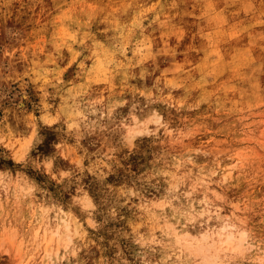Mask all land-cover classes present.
Masks as SVG:
<instances>
[{
    "label": "rangeland",
    "instance_id": "rangeland-1",
    "mask_svg": "<svg viewBox=\"0 0 264 264\" xmlns=\"http://www.w3.org/2000/svg\"><path fill=\"white\" fill-rule=\"evenodd\" d=\"M0 264H264V0H0Z\"/></svg>",
    "mask_w": 264,
    "mask_h": 264
},
{
    "label": "bare ground",
    "instance_id": "bare-ground-1",
    "mask_svg": "<svg viewBox=\"0 0 264 264\" xmlns=\"http://www.w3.org/2000/svg\"><path fill=\"white\" fill-rule=\"evenodd\" d=\"M234 241L235 240H234L233 234H230L224 238V240H223V242H221V244L230 246ZM240 241H242L241 237H240Z\"/></svg>",
    "mask_w": 264,
    "mask_h": 264
},
{
    "label": "snow or ice",
    "instance_id": "snow-or-ice-1",
    "mask_svg": "<svg viewBox=\"0 0 264 264\" xmlns=\"http://www.w3.org/2000/svg\"><path fill=\"white\" fill-rule=\"evenodd\" d=\"M81 203L84 204L85 206H89L90 207V204H88V202L86 200L81 201Z\"/></svg>",
    "mask_w": 264,
    "mask_h": 264
}]
</instances>
